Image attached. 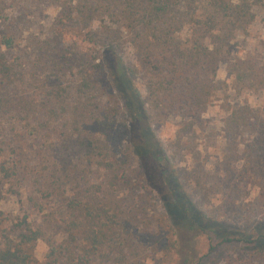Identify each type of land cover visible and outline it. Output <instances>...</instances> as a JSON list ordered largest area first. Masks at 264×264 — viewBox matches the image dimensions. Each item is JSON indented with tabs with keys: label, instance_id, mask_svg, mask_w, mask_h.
Listing matches in <instances>:
<instances>
[{
	"label": "rangeland",
	"instance_id": "rangeland-1",
	"mask_svg": "<svg viewBox=\"0 0 264 264\" xmlns=\"http://www.w3.org/2000/svg\"><path fill=\"white\" fill-rule=\"evenodd\" d=\"M228 1L244 4V0ZM245 1L252 6L255 19L236 32L233 60L218 70L222 91L217 94L215 105L196 122L191 117L177 115L172 109L160 113L155 107L157 100L150 93V75L141 67L127 39L118 43L117 51L137 70L136 86L151 114L154 132L170 163L178 169L179 179L192 201L225 228L242 232L253 241L262 233L264 225V73L259 74L258 87L253 90L238 84L235 75H229V65L233 63L234 73L240 69L249 74L252 69H264V0ZM77 2L0 0V39L3 34L16 38L17 49L10 54L20 57L22 63L20 81L0 82V96L5 103L0 119V148L5 150L2 162L17 172V177L10 182L0 173L3 228L11 231L28 217L33 225L49 228L58 244L66 236L56 217L63 211L64 199L69 201L74 196V188L79 185L74 179L105 181L103 171L96 165L85 170L80 152L75 155L71 150V157L68 152H61V133L68 129L73 134L74 124L71 120L55 121L42 108L43 102L53 101L52 94L57 89L52 88L61 83L67 89V94H62L65 103L51 102L61 115H71L82 104L85 109L95 108L90 102L91 96L82 98L80 89L83 63L87 59L93 63L97 49L83 42L89 35L88 28L73 21L62 24L60 20L64 5L74 6ZM199 15H205L203 8ZM100 19L93 24L97 34L104 31ZM102 94L101 107L107 104L114 107L121 102L110 91ZM237 109H245L253 116L258 125L255 133L231 128L232 120L238 116ZM120 125L117 141L97 136L101 140L97 151L101 158L111 152L119 157L125 148L131 147L133 134L127 116ZM69 159L73 162L68 164L67 175H62L60 164ZM145 171L143 162L134 154L128 166L131 184L127 192L114 191L120 198L124 195L128 202V243L123 255L113 254L106 262L99 258L95 264H264V254H259L252 244L235 241L220 245L216 238L211 242L205 234L173 227L160 194L147 189L143 180ZM56 176L67 183L62 196V190L55 191L62 184L55 180ZM155 177L156 184L164 188L159 175ZM31 252V264H45L49 246L40 240Z\"/></svg>",
	"mask_w": 264,
	"mask_h": 264
},
{
	"label": "trees",
	"instance_id": "trees-1",
	"mask_svg": "<svg viewBox=\"0 0 264 264\" xmlns=\"http://www.w3.org/2000/svg\"><path fill=\"white\" fill-rule=\"evenodd\" d=\"M75 1L78 2L74 6L64 5L60 20L62 24L73 21L88 28L89 35L83 42L97 49L94 62L90 63L87 59L83 63L80 89L82 98L91 96L90 102L95 108L85 109L80 103L82 107L74 109L71 115L57 112L51 102L65 103L62 94H67V89L62 83L52 88L57 89L52 94L53 101L43 102L42 108L50 113L47 117L60 123L71 120L74 124L73 134H69L68 129L61 133V152L65 154L66 151L69 156L71 150L75 155L80 152L85 170L96 165L103 171L105 181L98 183L94 179H82L79 182L74 179L79 184L74 188V196L69 201L64 199L63 211L56 217L57 222L63 225L66 236L59 244L49 228L33 225L28 217L15 229L5 231V216L0 207V264H31L32 246L40 240L46 241L49 246L45 264H95L99 258L106 262L113 254L123 255L128 243V202L124 195L120 198L114 191L127 192L131 184L128 166L134 154L146 169L143 180L147 189L160 194L173 227L179 231L205 234L211 242L216 238L220 245L235 241L249 246L252 244L259 254H264V225L262 233L252 241L242 232L225 228L192 201L179 179L178 169L170 163L154 132L151 114L136 86L137 70L126 63L117 51L118 43L127 39L137 53L141 67L150 75V93L156 98L155 107L160 113L172 109L177 115L191 117L196 122L215 105L217 94L222 91L223 83L217 78L218 70L233 60L232 43L238 29L255 19L252 6L245 0L242 6L228 0ZM202 8L205 15H199ZM100 17L104 35L97 34L93 27ZM0 48L3 49L0 52V82L20 81L21 58L10 54L17 49L16 38L12 34H3ZM232 67L233 63L229 65V75H235L238 84L253 90L258 87L257 79L264 69H252L249 74L245 69L234 73ZM109 91L121 102L114 107L109 104L101 107L102 93ZM4 105L0 96V119ZM65 112L68 113L67 110ZM237 113L231 128L237 132L250 130L255 133L258 125L253 116L248 115L245 109H237ZM126 116L133 134L131 147L125 148L119 157L111 152L101 158L97 153L101 140L97 136L117 141L122 129L120 122ZM4 151L0 148V173L4 180L10 182L17 177V172L2 162ZM71 162L73 160L69 159L60 164L62 175H67ZM157 175L162 179V189L156 184ZM55 180L62 183L57 176ZM66 186L63 181L55 191L62 190V196ZM2 196L0 191V205ZM125 196L128 198V195ZM211 249H215L212 243Z\"/></svg>",
	"mask_w": 264,
	"mask_h": 264
}]
</instances>
